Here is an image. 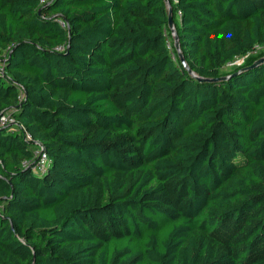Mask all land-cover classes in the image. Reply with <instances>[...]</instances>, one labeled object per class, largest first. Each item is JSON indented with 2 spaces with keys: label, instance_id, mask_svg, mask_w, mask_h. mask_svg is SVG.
Returning a JSON list of instances; mask_svg holds the SVG:
<instances>
[{
  "label": "trees",
  "instance_id": "obj_1",
  "mask_svg": "<svg viewBox=\"0 0 264 264\" xmlns=\"http://www.w3.org/2000/svg\"><path fill=\"white\" fill-rule=\"evenodd\" d=\"M169 4L209 81L164 0H0V264H264V0Z\"/></svg>",
  "mask_w": 264,
  "mask_h": 264
},
{
  "label": "built area",
  "instance_id": "obj_2",
  "mask_svg": "<svg viewBox=\"0 0 264 264\" xmlns=\"http://www.w3.org/2000/svg\"><path fill=\"white\" fill-rule=\"evenodd\" d=\"M44 1H46V0H40L41 3H43ZM56 49L62 50L63 48L60 46V47H57ZM235 61L233 63H236ZM13 122H14L13 118H10L9 116L3 115L0 117V126L5 125L7 123H13ZM25 139H30L29 135H26ZM36 143L39 146V148L35 151L36 158H35V161L33 162V165H34L33 169L36 172H44V170L50 164L51 158L44 151L43 146L39 142H36ZM23 163H24V165H31V161L25 160Z\"/></svg>",
  "mask_w": 264,
  "mask_h": 264
},
{
  "label": "water",
  "instance_id": "obj_3",
  "mask_svg": "<svg viewBox=\"0 0 264 264\" xmlns=\"http://www.w3.org/2000/svg\"><path fill=\"white\" fill-rule=\"evenodd\" d=\"M164 1H165V3L167 4V6L169 8V10H168V27L170 28V30L172 32V36H173V46H174V48H175V50L177 52V55H178V57L180 59V62L182 64V66L190 74H192V76L194 78H196L197 80H199V81L208 80L209 81V79H204V78L198 77L197 75L193 74V72L191 71V69L188 67V65H187V63H186V61H185V59H184V57L182 55V52L180 50V45H179V42H178V36H177V34L175 32V29H174L173 20H172V11H171V8L169 7L170 6L169 0H164ZM261 61H264V58H260L259 60H257L256 63H259ZM224 78H226V77H224ZM217 79H221V78H217Z\"/></svg>",
  "mask_w": 264,
  "mask_h": 264
},
{
  "label": "rangeland",
  "instance_id": "obj_4",
  "mask_svg": "<svg viewBox=\"0 0 264 264\" xmlns=\"http://www.w3.org/2000/svg\"><path fill=\"white\" fill-rule=\"evenodd\" d=\"M263 51L264 52V46H257L255 51H253L252 54H256L257 52ZM246 57V56H245ZM245 57H239L236 59V63H228L226 64L222 69H221V74L227 73L229 71H231L234 67L241 65V63L244 62V58Z\"/></svg>",
  "mask_w": 264,
  "mask_h": 264
}]
</instances>
